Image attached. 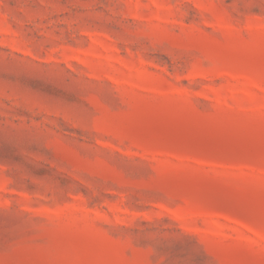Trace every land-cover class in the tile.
<instances>
[{
  "label": "rangeland",
  "instance_id": "374dc122",
  "mask_svg": "<svg viewBox=\"0 0 264 264\" xmlns=\"http://www.w3.org/2000/svg\"><path fill=\"white\" fill-rule=\"evenodd\" d=\"M0 264H264V0H0Z\"/></svg>",
  "mask_w": 264,
  "mask_h": 264
}]
</instances>
